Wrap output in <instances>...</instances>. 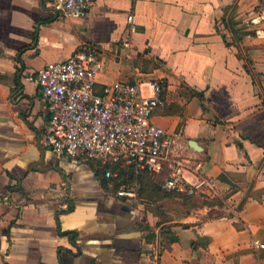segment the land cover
Here are the masks:
<instances>
[{"label": "crops", "instance_id": "1", "mask_svg": "<svg viewBox=\"0 0 264 264\" xmlns=\"http://www.w3.org/2000/svg\"><path fill=\"white\" fill-rule=\"evenodd\" d=\"M52 1L0 0V264H264L253 245L264 243V35L242 25L264 0H95L85 18L58 17ZM83 43L101 50L98 92L164 83L157 180L178 169L228 213L134 203L102 182L100 163L45 145L50 114L28 76Z\"/></svg>", "mask_w": 264, "mask_h": 264}, {"label": "built area", "instance_id": "2", "mask_svg": "<svg viewBox=\"0 0 264 264\" xmlns=\"http://www.w3.org/2000/svg\"><path fill=\"white\" fill-rule=\"evenodd\" d=\"M95 0H53L52 7L61 18H85ZM242 25L249 35H264V7L244 14ZM133 14L127 16L128 36L123 40L125 54L134 48L131 35L137 29ZM103 69L101 50L93 43L81 44L75 53L63 61L47 63L37 75H29L40 87L42 99L50 114L45 145L58 157L73 160L89 158L103 165L126 159L136 171L161 172L168 139L163 127L152 117L162 103L163 85L148 83L149 93L136 80L115 81L96 90V79ZM111 182L118 177L107 169ZM165 189L194 194L198 187L189 185L180 170L173 171L164 183ZM117 195L134 203L140 202L138 184L125 185ZM64 209L69 204L61 203ZM256 249L264 243L253 240ZM155 260L158 254L154 253Z\"/></svg>", "mask_w": 264, "mask_h": 264}, {"label": "trees", "instance_id": "3", "mask_svg": "<svg viewBox=\"0 0 264 264\" xmlns=\"http://www.w3.org/2000/svg\"><path fill=\"white\" fill-rule=\"evenodd\" d=\"M161 83L164 87V83L163 82H161ZM83 159L100 163L96 160L89 159V158H83ZM100 164H99V166L101 168H100V170H98V174L100 175V178L102 177V182L105 185H106V181H107V184L109 183V180L105 175L106 169L111 168L113 171L118 172V177L116 178V180L114 181V184H113L115 189H117L118 187H120L123 184L131 185V184L137 183L138 184L139 199L148 200L151 203H155L159 207V209H160V207L162 208V206L160 204H158V202L165 199L166 197L173 196V197H177V198L183 200L182 204L184 206H188V208L185 209V211H184L187 213H189L191 211L192 207H195L192 205H194L197 202V199L199 198V196L209 199V197L207 195H204L199 190H197L196 193H194V194H187V193H180L177 191L165 189L163 182L157 180V177L155 175L157 173H151L148 170L136 171L134 165L126 163V159H121L118 162H112V163H109L107 165H103L102 163H100ZM158 173H160V172H158ZM215 198H218V199H215ZM214 199H215V201H217V203H220V204L223 203L224 204L222 197L215 195ZM190 203H191V205H190ZM198 208H200V207H198ZM219 215H222V214H208L209 217H214V216H219ZM70 235L74 241L75 235L74 234H70Z\"/></svg>", "mask_w": 264, "mask_h": 264}, {"label": "rangeland", "instance_id": "4", "mask_svg": "<svg viewBox=\"0 0 264 264\" xmlns=\"http://www.w3.org/2000/svg\"><path fill=\"white\" fill-rule=\"evenodd\" d=\"M128 185V184H123V186ZM122 186V185H121ZM218 199V198H215ZM214 198L209 197L205 198V197H200L197 199V202L192 205L195 207H192L191 211H195V210H199L201 208H208L209 212L208 214H224V213H228V211L226 210L227 206L225 205V203L220 204L217 203V201H215ZM183 200L177 198V197H166L165 199L161 200L158 202V204H160L162 206V208L160 207L159 211L164 212L166 210H170V211H175L176 215L175 217H179L181 216V213H184L185 209L188 208V206H184L182 204ZM191 205V203H190ZM204 206V207H203ZM200 207V208H198ZM211 211V212H210ZM165 216L167 217L168 215L165 214Z\"/></svg>", "mask_w": 264, "mask_h": 264}]
</instances>
